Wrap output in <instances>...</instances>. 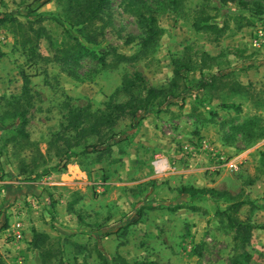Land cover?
Returning <instances> with one entry per match:
<instances>
[{
	"label": "rangeland",
	"instance_id": "obj_1",
	"mask_svg": "<svg viewBox=\"0 0 264 264\" xmlns=\"http://www.w3.org/2000/svg\"><path fill=\"white\" fill-rule=\"evenodd\" d=\"M68 1L0 0V264H264V60L247 42L264 26V0H181L177 11L139 0L158 31L144 50V26L121 0L85 25ZM150 88L162 94L149 111L62 158L55 134L74 141L62 131L69 110L86 114V134L93 115ZM236 202L234 222L254 228L234 249L226 209ZM16 219L21 241L7 232Z\"/></svg>",
	"mask_w": 264,
	"mask_h": 264
},
{
	"label": "trees",
	"instance_id": "obj_2",
	"mask_svg": "<svg viewBox=\"0 0 264 264\" xmlns=\"http://www.w3.org/2000/svg\"><path fill=\"white\" fill-rule=\"evenodd\" d=\"M108 0H69L68 10L70 13L74 14V18H76V22L79 25H85L93 22L98 18V13L103 10V8L106 7ZM163 5L170 6L172 11L179 10V4L181 3V0H159ZM220 2H236L238 6L245 7V3H243L241 0H219ZM121 2L125 3V9L128 13H130L134 18L141 23L144 26V37L140 41V48L142 50L148 48L150 45H152L157 37H158V31L156 29L155 25V18L154 15L151 14L142 4L139 0H121ZM256 7V5H255ZM6 17L4 15H0V25L5 22ZM192 27L196 33L201 32L204 28H206L205 25H199L196 21L192 23ZM87 42L92 43V39H86ZM107 54H109L114 60L116 59L119 62L128 61L130 58L125 57L123 55L117 54L114 49L110 48L107 51ZM132 86V81H125L121 87V91L128 93L129 88ZM162 94V91L160 90H154V89H147L145 92V96L143 99L136 100L129 96V100L123 104H114L107 106L108 112L105 113H98L93 115V121L91 125H89L88 132L85 134L84 128H80V125L82 122H85V119L83 117V121L81 120V113L83 115H86L83 113V110L80 109H72L69 110L66 125L63 127V132L65 131H75L74 135V141L71 143L68 137L64 138V134H55L56 138L58 140H63L65 143V148L62 151L64 160H68L70 156H73V153H68V150L78 145L79 142L85 143L83 140L84 137L91 134H99L100 130L110 128L113 123L119 118L123 117L124 115H129L132 117L133 120H136L138 118V115L136 114L139 109H143L144 111H149V109L152 106V102L156 99V97L160 96ZM135 100L137 103L134 105H131V102ZM18 119L20 121L19 128L16 130V133L22 137L25 136L22 127L25 124V113L24 111L18 113ZM104 138V135L102 136ZM101 135L99 136V139L101 140ZM107 145H104L103 147H106ZM98 150L100 149V145L98 146H84L81 153H89L91 150ZM181 193L189 194L190 196H193L195 194L203 193L208 195H214L217 196L218 193L214 191L213 189H192V188H181ZM241 206V203H232L227 209H226V219H227V226L233 230L234 237V249L237 248L238 245H243L248 242L250 231L254 228L253 226H249L246 224H239L235 223V219L233 215L237 212L238 208ZM35 237H32L31 239V246L33 249L37 250L36 245H34L33 240L35 241ZM43 262L49 260V251L45 250L43 253ZM246 260L248 257H244ZM101 264H105V262H102ZM153 264V263H150Z\"/></svg>",
	"mask_w": 264,
	"mask_h": 264
},
{
	"label": "built area",
	"instance_id": "obj_3",
	"mask_svg": "<svg viewBox=\"0 0 264 264\" xmlns=\"http://www.w3.org/2000/svg\"><path fill=\"white\" fill-rule=\"evenodd\" d=\"M248 46L252 54H257L261 59L264 60V26H257L251 29L247 38ZM217 162H225L223 156L217 157ZM159 163V162H158ZM157 164V163H156ZM227 171L229 173L236 171V165L229 162L226 163ZM154 170L159 171L157 166L154 165ZM3 184H0L2 190ZM9 236L14 241H21L24 238L22 222L20 219H16L7 229Z\"/></svg>",
	"mask_w": 264,
	"mask_h": 264
},
{
	"label": "crops",
	"instance_id": "obj_4",
	"mask_svg": "<svg viewBox=\"0 0 264 264\" xmlns=\"http://www.w3.org/2000/svg\"><path fill=\"white\" fill-rule=\"evenodd\" d=\"M18 264H23V262L20 261Z\"/></svg>",
	"mask_w": 264,
	"mask_h": 264
},
{
	"label": "bare ground",
	"instance_id": "obj_5",
	"mask_svg": "<svg viewBox=\"0 0 264 264\" xmlns=\"http://www.w3.org/2000/svg\"><path fill=\"white\" fill-rule=\"evenodd\" d=\"M159 164H160V163H158V165H157L158 167L160 166Z\"/></svg>",
	"mask_w": 264,
	"mask_h": 264
}]
</instances>
